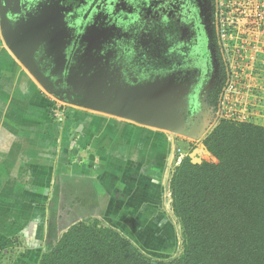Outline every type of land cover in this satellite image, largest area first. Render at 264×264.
<instances>
[{"label":"crops","instance_id":"obj_1","mask_svg":"<svg viewBox=\"0 0 264 264\" xmlns=\"http://www.w3.org/2000/svg\"><path fill=\"white\" fill-rule=\"evenodd\" d=\"M31 5L21 1L22 12ZM22 29L14 28L13 43L42 74L46 70L26 47ZM28 66L0 37V264H38L47 244L55 243L50 238L66 231L63 214L70 226L102 219L114 230L128 225L160 233L162 202L169 195L163 190L183 159L178 144L195 146L193 156L203 151L195 140L200 129L170 131L80 106L61 130L48 112L57 90ZM241 90L236 114L264 127V87Z\"/></svg>","mask_w":264,"mask_h":264},{"label":"rangeland","instance_id":"obj_2","mask_svg":"<svg viewBox=\"0 0 264 264\" xmlns=\"http://www.w3.org/2000/svg\"><path fill=\"white\" fill-rule=\"evenodd\" d=\"M170 2L176 9H181L183 16L187 13L191 15L196 10L197 18L200 13L205 17L202 29L208 34L203 41L196 40V49L195 44L185 48L182 41L177 39L178 21L173 17V12L169 13V10L163 8V4ZM194 4L197 9H194ZM154 7L156 9L152 11ZM213 7V0H187L186 4H177V0L160 3H156V0H32L28 15L36 23L30 25L34 30L33 36L25 41L35 61L46 70L42 73L44 83L53 85L57 90L50 95L48 105L52 120L62 130L65 121L71 119V111L80 107L71 103L72 100H94L112 105L110 103L116 101L125 103L129 99L139 101L140 98L150 100V97H154L151 105L158 110L160 103L155 99L172 95L177 102L168 108H171V112L165 109L163 115L177 122V125H173L188 134L198 129L199 122L212 116L215 90L222 86L224 77L212 26ZM185 22L188 27V21ZM200 26L196 25V29ZM189 32L188 28L187 36ZM185 49L199 55L203 49L202 59L189 57ZM58 51L61 53L57 59ZM182 52H185V56L179 57ZM173 53L177 55L173 56ZM135 62L139 63L138 68H133L136 67ZM160 69L164 70L157 71ZM260 72L256 81L264 87ZM190 88H198V92L194 102L191 97L193 103L188 104L182 98V92ZM62 93L64 96L61 98ZM60 109H63V119H57L56 116ZM83 109L95 112L85 107ZM205 137L206 133L195 140L202 142L204 147ZM178 146L177 150L183 157L191 155L193 158L195 146L184 143ZM197 153L202 157L201 162H217L205 147ZM179 165L172 171V176ZM163 191L169 195L162 202L164 213L161 215L163 222L159 226L160 233H144L128 225L126 230H114L107 227L106 223L103 224L102 219L84 223L97 221L99 226L112 229L130 241L150 261L173 264L184 258V232L172 208L170 183L169 187L167 183ZM61 218V222L64 221L61 226L67 231L71 227L67 223L68 217L63 214ZM50 239L55 243L47 244L46 253L55 246L60 234L56 232Z\"/></svg>","mask_w":264,"mask_h":264},{"label":"trees","instance_id":"obj_3","mask_svg":"<svg viewBox=\"0 0 264 264\" xmlns=\"http://www.w3.org/2000/svg\"><path fill=\"white\" fill-rule=\"evenodd\" d=\"M203 144L217 162L185 156L170 181L184 232V258L173 264H264V127L221 121ZM49 249L38 264H170L97 221L72 225Z\"/></svg>","mask_w":264,"mask_h":264},{"label":"built area","instance_id":"obj_4","mask_svg":"<svg viewBox=\"0 0 264 264\" xmlns=\"http://www.w3.org/2000/svg\"><path fill=\"white\" fill-rule=\"evenodd\" d=\"M213 1V28L224 77L210 121L203 126L206 136L221 121L249 123L236 114L235 109L241 103V87H261L256 80L264 67V0ZM254 101L253 106L256 97ZM56 116L57 119L65 118L63 109ZM189 158L193 164L202 160L198 154Z\"/></svg>","mask_w":264,"mask_h":264},{"label":"water","instance_id":"obj_5","mask_svg":"<svg viewBox=\"0 0 264 264\" xmlns=\"http://www.w3.org/2000/svg\"><path fill=\"white\" fill-rule=\"evenodd\" d=\"M12 2H14L15 5L18 7L20 0H3L2 2H0V20H1L2 28L4 30L8 29V25L4 21V16L6 13L4 8H7ZM8 46L10 47L11 50H13L16 53V55L20 59L29 63L28 67L32 72V74L37 79L44 82L42 74H40V72L37 71L36 66L31 63V59H30L31 56L26 52H24V50H22L18 44L8 42ZM60 95L61 98L64 96L63 94ZM66 96L68 95L66 94ZM152 98L154 97H150V100L147 99L146 101L134 100L123 104H118L117 102L110 103L112 105H109V103H102L100 101L85 100V99L72 100L71 102L81 107H85L94 111L111 113L129 120H133L140 124L154 126L170 131H175L176 127L173 125V123L175 124V122L168 118L163 117V111H165V109L169 110L168 108L171 107V105L174 104V102H177V99L175 100L176 97L172 95H167L162 97L161 99L158 98L155 99L156 102L160 103V107L158 109L159 111L152 107L151 105ZM162 103L164 104L163 105L164 109H162L161 107ZM205 129L206 128L201 127L198 133L199 135L197 134V137L199 136L201 137L204 134Z\"/></svg>","mask_w":264,"mask_h":264},{"label":"flooded vegetation","instance_id":"obj_6","mask_svg":"<svg viewBox=\"0 0 264 264\" xmlns=\"http://www.w3.org/2000/svg\"><path fill=\"white\" fill-rule=\"evenodd\" d=\"M2 1L3 0H0V2H2ZM21 1H23V0H20L18 7L15 5L14 2H12V3H10V5L7 8H4V10L6 11L5 16H4V21L8 25L7 30H4L2 28L1 20H0L1 37H2V39H4L6 42H9V43L14 42V40H13L14 39V35H13L14 28H16V29L18 27L23 28L22 30L24 31L23 32L24 38L26 37L25 40H27V38H29V36L32 35L34 32V30L31 28L30 25L36 23V20L33 19L32 17L30 18L29 17L30 15H28L27 12L26 13L22 12ZM162 1H165V0H162ZM162 1L156 0V3H160ZM186 1L187 0H177V4H182L183 2H185V4H186ZM156 6H158V4ZM163 8L165 10H169V13L173 12L172 13L173 17L175 18L176 21H178V25H179L178 33H179V35H178L177 39L182 41L183 45H185V48L187 46H190L191 44L198 43V42H196V40L197 41H203L205 36L207 37L208 33L207 32L205 33L204 30L202 29L205 17L204 16L202 17V14L200 13L199 18H197L198 11L195 10V12H192L191 15H189V13H187L186 16H183L181 14V9L180 8L176 9L175 5L172 2L163 4ZM155 9H156V7H154V9L152 11H155ZM194 9H197L196 4H194ZM173 10H175V11H173ZM29 11H30V9H29ZM183 13L185 14V9L183 10ZM27 18H29V19H27ZM185 20L188 21V27L185 26L186 25ZM198 24H199V26L201 25L200 26L201 28L197 27V29H196V25L198 26ZM212 26H213V18H212ZM188 28L190 29V32H189V35L187 36ZM204 29H205V27H204ZM24 42L26 43L27 41H24ZM196 48H197V45L194 47V49H196ZM194 49H193V51H194ZM184 51L187 53L188 49H185ZM185 52L179 53L178 56L179 57H180V55L185 56ZM201 52H202L201 55H199L195 51L193 53L188 52V55H189V57L194 56L196 60L197 59L201 60L203 57L204 50L202 49ZM60 53L61 52H59V51L57 52V55H58L57 59L59 58ZM174 55H177V54L173 53V56ZM138 64H139L138 62H135L136 67H133V66L132 67L138 68V66H139ZM148 68H149V66H148ZM170 68H172V66L167 68V69H170ZM161 70H164V69H160L157 71L161 72ZM198 88H196L194 90V93L191 94L190 96L186 94L185 98H184V94H182V98H184V100L187 101L188 104L193 103L195 100V97L197 96ZM182 93H184V92H182ZM191 97L193 98V102L191 101ZM188 98L190 100H188ZM208 121H210V117L204 118L201 122H199L198 129H200L201 127L206 125Z\"/></svg>","mask_w":264,"mask_h":264}]
</instances>
